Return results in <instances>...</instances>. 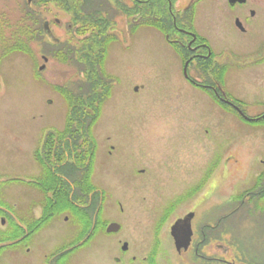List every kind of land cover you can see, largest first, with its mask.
Instances as JSON below:
<instances>
[{
	"label": "rangeland",
	"instance_id": "obj_1",
	"mask_svg": "<svg viewBox=\"0 0 264 264\" xmlns=\"http://www.w3.org/2000/svg\"><path fill=\"white\" fill-rule=\"evenodd\" d=\"M75 1L81 5L0 0V190L13 189L19 196L27 187L23 181L41 173L34 158L41 142L58 143L67 171L76 167L78 174L88 165L85 156V167H79L88 143H95L94 179L104 180L111 191L114 213L116 200L126 207L122 219L135 247L147 235L144 217L155 216L145 215L143 207L157 205L160 216L161 203L203 183L198 189L207 191L206 201L196 192L171 217L206 207L213 213L212 225L223 219L221 240L205 248L207 256L221 254L223 264H264V202L242 199L260 178L259 189L264 186V120L255 124L250 119L264 112L258 106L263 103L258 89L264 88V72L243 63L251 50L229 14L222 20L225 0H204L201 10L207 9L193 26L221 54L215 63L223 65L222 80L251 121L224 111L211 95L184 80L186 53L166 39L173 30L167 3L160 2L166 22L155 24L151 14L144 16L133 35V0H110V6L102 0ZM178 3L182 10L189 0ZM97 16L113 17L117 40L96 38L104 30V23L94 21ZM45 23L58 45L47 41ZM211 65L203 63L202 68L211 73ZM68 126L69 135L62 138ZM71 128L78 132L77 142L71 143ZM53 131L60 132L48 139ZM67 141L70 148H63ZM65 167L59 173H67ZM136 167L148 168L151 176L141 181ZM14 178L22 182H12ZM166 237L161 261L185 264Z\"/></svg>",
	"mask_w": 264,
	"mask_h": 264
},
{
	"label": "flooded vegetation",
	"instance_id": "obj_2",
	"mask_svg": "<svg viewBox=\"0 0 264 264\" xmlns=\"http://www.w3.org/2000/svg\"><path fill=\"white\" fill-rule=\"evenodd\" d=\"M102 1L110 6V0ZM178 1L133 0L136 6L131 8L134 15H130V33L137 35L143 26L144 16L150 14L155 24L166 22V9L160 2L167 3V14L173 30L166 39L175 50L178 48L186 53L187 59L182 71L184 80L193 89L211 95L224 111L243 117L241 112L248 117L238 105L240 101L236 99V95L228 92L222 80L223 65L215 63L216 59L221 58V54H217L209 39L193 26L196 18L200 20L202 12L207 9L201 10L206 6L204 0H189L182 10L177 8L180 6ZM223 4L225 8L222 10V20L229 14L233 19L235 32L244 37L241 39L248 43L251 50L242 59L243 63L248 68L255 66L251 69L253 71L264 72V0H225ZM94 21L98 23L97 26L104 23V30L96 38L117 40L118 37L114 35L117 24L113 17L108 19L97 16ZM196 62L198 67L193 68ZM203 63L206 66L213 63V72L208 73L207 68L203 70ZM261 93L264 95V88L258 89V94ZM258 106L264 110V97L263 103ZM250 119L255 124L262 123L264 112H259ZM59 132L53 131L51 135L44 133L51 139ZM89 144L90 149L83 154L88 158V165L78 174L68 172L65 167L68 164L64 166L65 162H62L64 145L61 148L63 150L58 151V143L41 142L34 151L41 173L23 181L27 187L20 190L19 196H16L13 189L0 190V264H167L163 259L161 261L163 244L167 242L166 234L177 257L187 261L185 264L191 261L223 264L221 254L207 256L205 252V248L213 241L218 243L221 240L222 217L212 225L210 215L213 213L206 211V207L199 212L192 208L181 216L171 217L181 204H190L196 192L203 195L204 189H198L203 183H199L195 189L189 188L170 197L164 205L161 203L163 212L160 216L157 215V209L160 208L157 205L146 209L143 207L145 215L150 216L152 213L155 216L153 219L145 216L144 222L141 221L146 226L147 235L135 247L128 239L126 224L122 219L127 212L126 207L120 200H116L115 215L112 211L111 191L104 180L103 183H98L94 179L98 152L95 143ZM64 167L67 173H59L63 172ZM148 171L146 167L137 169L138 178L142 181L151 176ZM262 179L264 182V176ZM11 181L22 182L15 178ZM64 181L71 190L60 187V182ZM258 181L262 182L261 178ZM254 189L242 199L246 198L250 202L251 199L259 200L264 195V190ZM204 193L203 196L200 194L201 202L206 201L207 191L204 190Z\"/></svg>",
	"mask_w": 264,
	"mask_h": 264
},
{
	"label": "trees",
	"instance_id": "obj_3",
	"mask_svg": "<svg viewBox=\"0 0 264 264\" xmlns=\"http://www.w3.org/2000/svg\"><path fill=\"white\" fill-rule=\"evenodd\" d=\"M65 1V0H64ZM72 1V0H71ZM71 1H69V0H66V2L67 3H74V5H81V4H77V2L75 1V0H73L72 2ZM43 31H44V28H43ZM91 55V54H90ZM96 85H97V83H96ZM93 87H92V85H90V90L92 89ZM94 103L92 102V105H93ZM93 112V111H92ZM94 113H95V111L91 114V116H92V119H94ZM82 115H83V113H82ZM89 117V116H88ZM95 119H96V117H95ZM91 121V120H90ZM91 123H89V125H90ZM93 124V123H92ZM69 127L70 126H68L67 128H66V130H65V132H63L62 134H61V137L63 138L66 134H67V136L69 135ZM70 133L72 134V140H71V143H72V141H74V142H77L78 141V138H79V135H78V132H77V130H75V129H73V128H71V130H70ZM68 143H70V141H67V143H66V145L64 146V148L65 147H67V148H70V146H68ZM86 158L85 157H81V161H80V166L79 167H85V160ZM78 162V161H77ZM76 170H78V169H76V167L75 168H73L72 170H70V172H72V173H76ZM259 182V185H257V188H259V186H260V181H258ZM53 184H54V182H53ZM262 190H264V186L261 188V191ZM263 199H264V195L261 197V198H259V201L260 200H262L263 201ZM264 209V208H263ZM264 212V211H263Z\"/></svg>",
	"mask_w": 264,
	"mask_h": 264
},
{
	"label": "water",
	"instance_id": "obj_4",
	"mask_svg": "<svg viewBox=\"0 0 264 264\" xmlns=\"http://www.w3.org/2000/svg\"><path fill=\"white\" fill-rule=\"evenodd\" d=\"M29 1H31V0H29ZM239 1L244 2L245 0H239ZM44 35L50 44H52V45H58L59 44V40L57 38H55L54 35L52 34V32L50 31L48 23L44 24ZM43 60L45 62L48 61V59L46 57H43ZM44 69H45V66H42L40 68V70H44ZM240 114L243 116V118H245V120H247V121L250 120L247 117H245L241 112H240Z\"/></svg>",
	"mask_w": 264,
	"mask_h": 264
}]
</instances>
